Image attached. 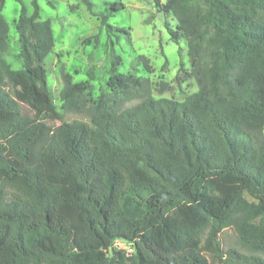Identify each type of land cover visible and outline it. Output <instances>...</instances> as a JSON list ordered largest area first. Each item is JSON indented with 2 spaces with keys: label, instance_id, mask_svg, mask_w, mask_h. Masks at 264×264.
<instances>
[{
  "label": "trees",
  "instance_id": "16d2710c",
  "mask_svg": "<svg viewBox=\"0 0 264 264\" xmlns=\"http://www.w3.org/2000/svg\"><path fill=\"white\" fill-rule=\"evenodd\" d=\"M38 1L15 22L14 70L0 0V264H264V0H152L176 19L167 29L186 40L198 91L156 99L149 79L117 71L113 52L96 97L93 68L80 83L61 74V110L90 123L64 121L55 103V38ZM226 229L247 253L223 247Z\"/></svg>",
  "mask_w": 264,
  "mask_h": 264
},
{
  "label": "rangeland",
  "instance_id": "374dc122",
  "mask_svg": "<svg viewBox=\"0 0 264 264\" xmlns=\"http://www.w3.org/2000/svg\"><path fill=\"white\" fill-rule=\"evenodd\" d=\"M52 1L55 8L48 4V0H39L38 4L41 19H48L52 23L55 47L46 59L47 82L57 107L63 113L64 121L90 123L89 117L84 114L61 110L59 98L63 89L62 71L69 73L73 82L80 83L90 80L88 72L93 68L95 79L90 80V83L96 97L106 88L113 52L122 58V64L117 71L149 79L152 96L156 99L184 101L198 91L197 81L192 76L185 38L180 37L179 43L173 42L167 29L168 25L172 31H176V19L159 12L152 0H92L98 17L91 15L78 0ZM114 3H122L125 8L113 12L110 4ZM22 6L26 7L29 14L33 13L32 0H23L22 3L5 0L2 11L9 25V48L4 58L14 70L22 68L18 58L19 40L15 27ZM102 16L107 17V25L127 30L130 38L126 33H113L106 25L102 26ZM92 36H98V42L93 40L90 44L83 43L84 39ZM140 56L149 60L152 69L150 73L145 69ZM137 103L138 100L127 106L131 107ZM21 108L24 114H36L24 103H21ZM48 123L54 126L60 124L51 120H48ZM220 241L225 249L235 248L247 253L238 244L233 229L224 230ZM123 249L128 250V245L124 244Z\"/></svg>",
  "mask_w": 264,
  "mask_h": 264
},
{
  "label": "built area",
  "instance_id": "2783aa9c",
  "mask_svg": "<svg viewBox=\"0 0 264 264\" xmlns=\"http://www.w3.org/2000/svg\"><path fill=\"white\" fill-rule=\"evenodd\" d=\"M124 244H125V243H123V242H121V241H116L115 244H114V246L117 247V248H123V245H124Z\"/></svg>",
  "mask_w": 264,
  "mask_h": 264
}]
</instances>
